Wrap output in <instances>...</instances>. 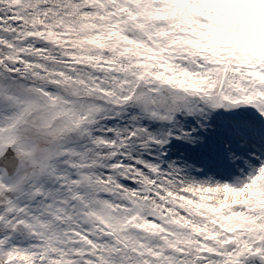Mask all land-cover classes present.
Returning <instances> with one entry per match:
<instances>
[{
    "label": "snow or ice",
    "instance_id": "6c2138e0",
    "mask_svg": "<svg viewBox=\"0 0 264 264\" xmlns=\"http://www.w3.org/2000/svg\"><path fill=\"white\" fill-rule=\"evenodd\" d=\"M0 264H264V0H0Z\"/></svg>",
    "mask_w": 264,
    "mask_h": 264
}]
</instances>
